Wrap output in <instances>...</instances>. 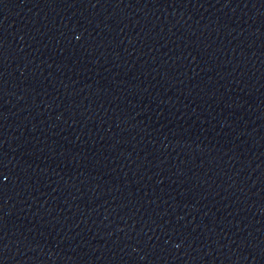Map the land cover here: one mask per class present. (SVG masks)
<instances>
[{"label": "water", "instance_id": "water-1", "mask_svg": "<svg viewBox=\"0 0 264 264\" xmlns=\"http://www.w3.org/2000/svg\"><path fill=\"white\" fill-rule=\"evenodd\" d=\"M0 264H264V0H0Z\"/></svg>", "mask_w": 264, "mask_h": 264}]
</instances>
